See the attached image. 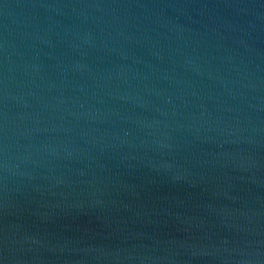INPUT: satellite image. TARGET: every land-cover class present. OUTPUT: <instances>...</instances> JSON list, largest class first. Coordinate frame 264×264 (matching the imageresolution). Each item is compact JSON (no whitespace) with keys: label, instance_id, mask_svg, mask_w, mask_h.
<instances>
[{"label":"water","instance_id":"1","mask_svg":"<svg viewBox=\"0 0 264 264\" xmlns=\"http://www.w3.org/2000/svg\"><path fill=\"white\" fill-rule=\"evenodd\" d=\"M0 264H264V0H0Z\"/></svg>","mask_w":264,"mask_h":264}]
</instances>
